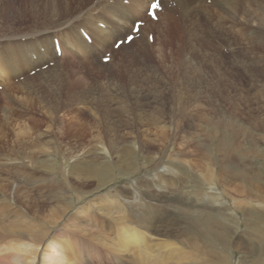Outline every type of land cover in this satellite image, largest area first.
<instances>
[{"label": "rangeland", "instance_id": "rangeland-1", "mask_svg": "<svg viewBox=\"0 0 264 264\" xmlns=\"http://www.w3.org/2000/svg\"><path fill=\"white\" fill-rule=\"evenodd\" d=\"M115 1L118 0H69L68 10L62 7L58 12L61 14H56L49 9L51 5L41 1V5L33 6V12L27 0H0L8 8L17 7L12 11L0 10V85L3 86L0 90V196L12 201L16 209L26 211L37 224L45 225L43 220H52L53 215L59 214L52 211L54 205H60L56 204L59 196H67V201L73 203L67 214L74 216L76 209L86 202H94L109 189L124 188L123 183L129 179L138 180L145 174L148 176L149 171L156 174L153 168H162L164 159L177 157L188 164L192 177L186 182L181 180L174 193H168L170 204L179 205L180 198L191 202L194 192H190L201 188L203 199L206 197L204 204L209 206L203 220L211 223L215 233L225 234L226 227L234 228L235 232L233 218L237 215L240 223L236 233L253 237L245 230L240 207L259 205L256 197H264V46L259 45L262 36L259 37L257 30L264 17V0H253L239 14L226 11L222 0H197L198 13L187 22L181 14H168L162 8L158 20L143 26L138 39L120 46L113 51L110 61L102 64L98 57L133 29L134 20L126 17L122 18L124 25L117 29L114 16L107 10ZM206 2L210 7L199 6ZM146 5L141 4L143 10L136 20L146 17ZM129 14L133 17L132 12ZM84 17H87L86 23L76 24L77 31L72 33L71 22ZM82 27H86L92 42L80 35ZM53 29L57 31L53 33ZM36 32H42L39 42L44 37L58 38L65 53L59 56L55 43L44 41L38 43L42 50L36 51L41 55L40 64L29 63L33 59L30 49L25 51L27 55L22 52L26 57L11 59L16 49L38 45L29 43L32 39L27 38ZM44 49L53 53L44 54ZM51 61L53 66L45 65L47 69H39L35 75L28 73ZM8 64L23 68L12 73ZM47 70L63 77L61 81H52L55 91L61 95L83 91V100L60 108L53 116L47 113V107H42L46 101L36 93H25L41 86L44 82L41 72ZM2 71L7 74L5 78ZM104 100L113 110L112 116L106 118L100 113L102 104H106ZM7 114L14 121L8 122ZM110 120L121 122L110 125L119 135H126L125 145L136 146L138 155L133 158L140 168L147 158L154 156L156 160L147 170H139L132 177L111 182L102 189L90 179L67 178L64 167L68 165L64 162L82 157L98 143L112 145L111 132L104 123ZM171 121L175 123L173 127L169 125ZM26 125L31 128L30 136L23 133ZM170 128H175V132ZM52 142L59 147V170L55 174L37 168V163H47L52 158L48 153L53 151ZM224 154L240 158L237 162L240 177L224 170L219 158ZM205 184L215 207L204 193ZM129 187L134 188L131 184ZM80 194L84 195L80 198ZM170 204L162 212L163 221L176 217L178 211ZM92 214L76 224L79 230L83 226L97 228ZM2 220L10 223L13 217L4 216ZM79 221V218L73 219L71 224ZM256 224L259 227L255 233L263 231L264 234V221ZM96 254L100 260V252ZM231 254L232 264H237L241 253ZM256 261L264 264V260L257 258Z\"/></svg>", "mask_w": 264, "mask_h": 264}, {"label": "bare ground", "instance_id": "bare-ground-1", "mask_svg": "<svg viewBox=\"0 0 264 264\" xmlns=\"http://www.w3.org/2000/svg\"><path fill=\"white\" fill-rule=\"evenodd\" d=\"M27 1L31 4L30 7L33 12V6L36 7V5L42 4L40 1L47 3V6L48 4L51 5L49 9L56 14H61L58 12L62 10V7L68 10L70 6L69 0ZM129 1H131V4L126 5L123 0H118L114 2L115 4L107 7L108 12H111L114 16L117 29H121V26L124 25L123 17L135 22V17L141 14L143 10L140 8L141 4L146 3V6L149 7V3L152 0ZM196 2L197 0H174L173 2L163 0L162 8L166 9L168 14H181V17L187 22L193 15L198 13L199 8ZM221 3L226 11L232 14H239L247 10L248 5L250 6L254 2L253 0H222ZM199 6L210 7L207 2ZM14 9L17 10V7L8 8L6 5L0 4L1 11H12ZM92 9L94 10V8ZM129 11L133 13V17L130 16ZM86 19L87 17H84L82 20L71 22L73 23L72 33L77 31L76 24H83ZM260 21L262 24L257 30L260 32L261 35L259 37L262 36V39L259 45L264 46V17ZM81 29L87 32L86 27ZM56 31V29L52 30L53 33ZM41 35L42 32L28 35L27 38L32 39L29 43L54 42V39L49 37H44L39 42ZM80 35L83 37L81 30ZM75 38L78 40L79 36L77 35ZM195 39L198 38L196 37ZM41 48L38 44L36 46H26L23 50L16 49L13 51L14 55H12L11 59L21 55L26 57L30 49L33 52V59L29 63H33L34 66L38 65L42 59L41 55L37 54L36 51ZM64 50L62 51L63 53L66 51ZM67 50L71 53L70 49ZM47 51L53 53V50L44 49V54H47ZM8 66L12 73H17L23 68L9 64ZM2 72L5 78L7 74L4 71ZM54 72V70L42 71L44 82L41 83V86L37 85V89L25 91L28 95L36 93L39 98L41 97L43 101H46L42 107H47L46 112L48 111L52 116L60 108H67L74 102H81L84 98L82 96L84 94L83 91L75 90V92L63 93L62 95L55 91L51 85L52 81H61L63 77L56 75ZM58 78L60 79L58 80ZM23 85H26V82ZM63 97L67 98L63 99ZM110 107L111 105L108 102L105 105L102 104L100 113L103 118L109 115L112 116L113 110ZM9 114L5 117L9 120L8 122L13 120V117ZM104 123L108 124L107 130L111 132L110 143L112 145L104 146L102 142V144L98 143L99 145L94 146L82 157L64 162V164L68 165L64 167L67 168L64 170L67 178L74 177L78 181L90 179L98 189H102L106 188L107 184L111 182H118L120 179L125 180L128 176L132 177L139 170H147L151 163L156 160L154 156H151L147 158L146 162H143V167L140 168L133 158L138 155L136 146L125 145L124 138L126 135H119L115 132L116 128L110 125L113 123L120 125L121 122L110 120ZM173 123L174 121H171L169 125H175ZM134 126L138 130L137 125L134 124ZM23 129L25 135H31V128L28 125ZM173 130L175 132V128ZM122 132H124L123 129ZM231 137L232 135L229 137V141ZM150 140L152 142L155 141V139ZM55 143H51L53 144V151L48 152L52 158H49L47 163L44 161L37 163V168L40 167L43 171L48 170L53 174L58 173L59 170V162L57 160L59 147ZM105 149H109V151H105ZM97 150L103 151V153L98 154ZM90 153L93 155L90 156ZM219 158L224 165L225 171L240 177L237 166L240 158L238 159L236 155L226 154ZM162 162H164L162 168H153L156 170V174H152V171H149L151 175L147 173L148 176L145 174L138 180L129 179L124 182V188L109 189L108 193L96 198L94 202H86L82 207L77 208L75 217L67 214L73 203L67 201V199L69 200L67 196H59L56 204L60 205H54L52 209L54 213L59 214L53 215L52 220H43L45 225L37 224L35 220L29 218L26 211L19 208L16 209L12 201L5 200L4 197L0 196V264H232L231 253L233 251L241 253L237 264H257V258L263 262L264 234L263 231L259 232V234L255 232L259 227V224L256 223L264 221V197H256L259 205L248 204L243 208L240 207L244 217L245 230L250 232L253 237H247L243 232L240 235L236 233L240 223L237 215L233 218L236 224L235 232L234 228L226 227L225 234L220 236L212 229L210 222L203 220L209 206L204 204L206 197L203 199L204 194L201 188H195L190 192V194L194 192V199H191V202H188V199L180 198L181 202L178 203L179 205L170 204L171 199L168 195L174 193L178 182L192 177V171L187 163L177 157H167ZM1 169L2 166L0 165ZM139 183H141L140 186ZM129 184L134 188H128ZM25 185L29 186L26 182ZM25 188L28 187L25 186ZM204 190L212 207H215L213 204L214 198L211 197L212 193L206 190V184ZM83 195L80 194L78 197L81 198ZM169 204L178 212L175 213V218L163 221L161 218L162 212L169 207ZM223 208L227 209L228 207H221V209ZM215 210L217 213L219 212L217 208ZM236 212H239V210L237 209ZM91 214L93 217L92 222L95 221L97 228L95 229L94 226H91L88 229L83 226L79 230L76 224L84 220L82 218L86 217V215L91 216ZM4 216L7 219L13 217V220L10 223H6L2 220ZM94 216L101 217H95L97 219H94ZM76 218H79L80 221L71 224L72 220ZM63 220L64 224H61ZM227 221L231 222L230 219H227ZM97 252L101 254L100 260H98Z\"/></svg>", "mask_w": 264, "mask_h": 264}, {"label": "snow or ice", "instance_id": "snow-or-ice-1", "mask_svg": "<svg viewBox=\"0 0 264 264\" xmlns=\"http://www.w3.org/2000/svg\"><path fill=\"white\" fill-rule=\"evenodd\" d=\"M127 39H128V40H131V39H133V38H131V37H128ZM121 42H123V41H121ZM116 46H117V47H119L120 45H119V44H117Z\"/></svg>", "mask_w": 264, "mask_h": 264}]
</instances>
